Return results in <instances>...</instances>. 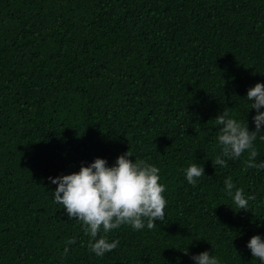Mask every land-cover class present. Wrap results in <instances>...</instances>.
Listing matches in <instances>:
<instances>
[{"label":"trees","instance_id":"16d2710c","mask_svg":"<svg viewBox=\"0 0 264 264\" xmlns=\"http://www.w3.org/2000/svg\"><path fill=\"white\" fill-rule=\"evenodd\" d=\"M257 81L264 0H0V264H193L184 247L260 264L246 242L264 235V169L246 153L212 163L224 108L254 129L245 95ZM128 149L159 167L165 215L110 229L117 244L98 256L48 177ZM193 162L205 172L195 185L183 175ZM229 176L249 209L226 195Z\"/></svg>","mask_w":264,"mask_h":264},{"label":"clouds","instance_id":"9594fccd","mask_svg":"<svg viewBox=\"0 0 264 264\" xmlns=\"http://www.w3.org/2000/svg\"><path fill=\"white\" fill-rule=\"evenodd\" d=\"M245 97L249 109H255L251 117L254 129L250 130L248 122L243 123L224 108L214 118L220 151L212 163L224 167L229 159L240 158L246 153L245 166L264 169V159H255L257 148L254 143L257 133H264V82L257 81L248 87ZM259 139L264 140V134ZM131 156L128 149L118 154L112 164L107 158L96 156L90 162H82L77 171L48 177L49 182L56 185L52 190L54 202L63 205L68 218L83 222L85 232L93 238L89 241V249L98 256L117 244L106 235L110 229L121 224H128L134 230L151 229L165 215L167 200L163 193L166 186L160 182L159 167L145 159L135 157L133 160ZM203 174L204 166L195 162L183 168L185 180L193 185ZM223 186L236 209H249L253 197L246 195L240 187L234 188L230 176L224 179ZM246 247L260 264H264V235H251ZM177 249L188 255L193 264H222L221 259L208 249L196 253L190 252L188 247Z\"/></svg>","mask_w":264,"mask_h":264}]
</instances>
